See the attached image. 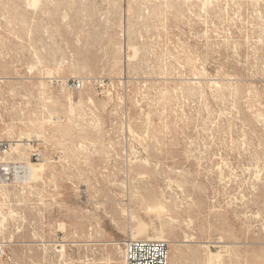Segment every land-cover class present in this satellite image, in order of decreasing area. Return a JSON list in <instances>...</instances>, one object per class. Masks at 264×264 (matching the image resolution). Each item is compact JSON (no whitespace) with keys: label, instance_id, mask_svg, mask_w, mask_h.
Returning <instances> with one entry per match:
<instances>
[{"label":"rangeland","instance_id":"374dc122","mask_svg":"<svg viewBox=\"0 0 264 264\" xmlns=\"http://www.w3.org/2000/svg\"><path fill=\"white\" fill-rule=\"evenodd\" d=\"M2 80L0 264H264V0H0Z\"/></svg>","mask_w":264,"mask_h":264},{"label":"built area","instance_id":"2783aa9c","mask_svg":"<svg viewBox=\"0 0 264 264\" xmlns=\"http://www.w3.org/2000/svg\"><path fill=\"white\" fill-rule=\"evenodd\" d=\"M58 86L67 91L80 92L88 87L109 89L110 85L103 80L91 79H55ZM11 144L0 139V187H21L29 174L27 163H19L12 159ZM29 162L39 161L34 154L28 157ZM124 264H170V249L161 240H133L122 242ZM5 245H0V258L5 256Z\"/></svg>","mask_w":264,"mask_h":264},{"label":"bare ground","instance_id":"6f19581e","mask_svg":"<svg viewBox=\"0 0 264 264\" xmlns=\"http://www.w3.org/2000/svg\"><path fill=\"white\" fill-rule=\"evenodd\" d=\"M1 82H4L3 80L2 81H0V83ZM1 135V134H0ZM10 144H11V149H12V151L13 150H15V148H14V143H12V142H10ZM13 146V147H12ZM37 165L38 163H35V162H28V164H27V166L29 167V165ZM36 167V166H35ZM35 167H33L32 168V170L34 171V172H37V171H39V169H36ZM38 168H40V167H38ZM129 239H133V240H140V239H136V238H133V237H130ZM146 240H158V239H146ZM161 241H163V240H161ZM118 248L119 249H122V243H120V244H118ZM210 250V249H209ZM209 252V251H208ZM213 252V251H212ZM224 257V256H223ZM208 260V259H207ZM222 255L221 254H212V253H210V255H209V263H208V261H207V264H210L212 261H214V262H216L215 264H221V262H222ZM212 264V263H211ZM223 264V263H222Z\"/></svg>","mask_w":264,"mask_h":264}]
</instances>
